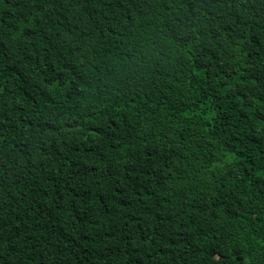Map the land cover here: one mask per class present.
<instances>
[{
    "label": "trees",
    "instance_id": "obj_1",
    "mask_svg": "<svg viewBox=\"0 0 264 264\" xmlns=\"http://www.w3.org/2000/svg\"><path fill=\"white\" fill-rule=\"evenodd\" d=\"M0 264H264V0H0Z\"/></svg>",
    "mask_w": 264,
    "mask_h": 264
}]
</instances>
